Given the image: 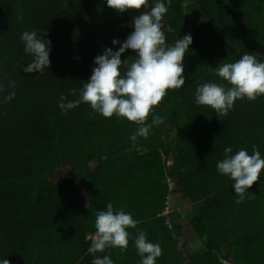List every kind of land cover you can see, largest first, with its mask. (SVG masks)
Instances as JSON below:
<instances>
[{
	"label": "trees",
	"instance_id": "obj_1",
	"mask_svg": "<svg viewBox=\"0 0 264 264\" xmlns=\"http://www.w3.org/2000/svg\"><path fill=\"white\" fill-rule=\"evenodd\" d=\"M195 1L200 20L189 33L185 84L169 90L147 121L159 115L164 122L133 142L135 124L104 118L84 103L65 115L58 98H78L97 66L95 57L107 48L117 51L134 31L131 17L145 9L118 13L106 0H0V261L92 264L109 255L113 264H141L134 240L142 230L149 242L161 245L156 264H181L180 228L172 230L163 213L167 201L187 200L200 203L190 224L205 251L184 264H225L221 259L230 255V264H264V169L244 202L236 204L234 181L216 168L226 147L232 148L230 155L241 148L251 155L255 145L264 158V96L238 99L220 118L195 104L200 84L229 86L215 75L219 64L245 53L264 62V0ZM154 2L149 0V9ZM163 2L168 11L161 30L174 45L188 20L180 0ZM24 31L51 41L50 65L42 74L23 71L33 59L20 39ZM114 39L121 43L113 45ZM135 55L128 49L121 60ZM72 89L77 95H70ZM13 91L14 98L5 102ZM168 137L180 144L164 149L171 159L167 169L160 150ZM85 168L87 194L77 179ZM108 202L138 224L127 229L125 252L109 248L94 256L87 238Z\"/></svg>",
	"mask_w": 264,
	"mask_h": 264
},
{
	"label": "clouds",
	"instance_id": "obj_2",
	"mask_svg": "<svg viewBox=\"0 0 264 264\" xmlns=\"http://www.w3.org/2000/svg\"><path fill=\"white\" fill-rule=\"evenodd\" d=\"M107 6L118 13L139 11L145 9L139 16L133 18L134 31L127 37L117 51L111 48L97 55L94 63L97 65L90 79L79 90L75 100L66 101L65 95L58 98V107L63 114L75 109L81 103L104 118L116 116L126 119L137 126L136 132L130 137L135 142L137 137L147 138L153 126H159L164 121L155 115L151 123H147L153 109L163 101L169 90H179L185 84L183 60L189 45L191 34L176 40L174 45L166 43L165 33L161 30V20L168 9L163 0H155L149 9V0H106ZM45 35V34H44ZM44 35L38 37L36 31H24L20 37L24 43L25 53L33 57L32 62L23 68L25 73H43L50 65V40ZM113 45L120 44L118 40ZM133 50L136 55L131 61H122L121 55L126 50ZM125 71H120L121 67ZM215 75L227 82L228 87L216 82L200 84L195 91V104L207 106L215 110L220 117L227 116L233 109L236 100L247 98L255 101L264 96V62L257 61L252 54L245 53L236 62L221 63L214 69ZM15 87V82H9ZM0 91L3 87L0 86ZM70 95H77V90H70ZM15 96L11 92L5 97V102ZM231 147L224 149V158L216 165L220 175L228 176L234 181L233 189L241 204L246 199V193L260 178L264 169V158L252 146V154L241 148L234 155ZM251 198V197H248ZM138 221L123 209L114 210L111 202L107 203L105 211H98L95 217V232L87 239L91 240L88 253L95 256L106 249H119L125 252L129 245V228H136ZM134 246L141 257V264H156L162 255L159 243L149 242L146 233L138 230ZM0 264H10L8 259ZM92 264H113L109 255L96 257Z\"/></svg>",
	"mask_w": 264,
	"mask_h": 264
},
{
	"label": "rangeland",
	"instance_id": "obj_3",
	"mask_svg": "<svg viewBox=\"0 0 264 264\" xmlns=\"http://www.w3.org/2000/svg\"><path fill=\"white\" fill-rule=\"evenodd\" d=\"M180 8L184 15L186 16L188 23L184 31L176 35L175 39H182L185 35L189 34L192 29L198 24L200 17L196 10V1L195 0H180ZM139 16L135 15L131 17L133 20L134 17ZM180 144L179 138L168 137L163 141V149L160 150L162 160L165 162V168L171 165V159L167 157L164 152V149L171 148L172 146H177ZM140 151H144L140 150ZM168 169V168H167ZM89 169L85 168L77 172V179L80 184V188L83 194H87L89 191L88 184ZM169 187L172 185L170 181ZM200 203H192L190 201H179L177 203H172L171 200L167 201L166 207L163 213L165 221L168 226L174 230L175 227H179V234L177 238V260L179 263L184 264L191 257L203 253L205 251L204 245L199 238V236L194 232L191 227V219L197 212L198 205ZM223 263L230 264L233 262V256L230 255L228 259H221Z\"/></svg>",
	"mask_w": 264,
	"mask_h": 264
}]
</instances>
